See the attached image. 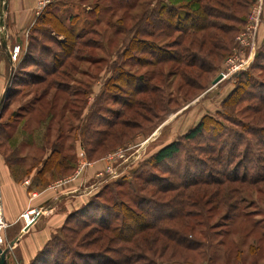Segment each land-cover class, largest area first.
<instances>
[{
    "label": "rangeland",
    "instance_id": "obj_1",
    "mask_svg": "<svg viewBox=\"0 0 264 264\" xmlns=\"http://www.w3.org/2000/svg\"><path fill=\"white\" fill-rule=\"evenodd\" d=\"M242 1L40 0L11 44L20 56L0 53V171L32 174L38 192L84 179L86 199L53 235L49 264L58 248L60 264H81L80 253L88 264H264V4ZM174 141L179 152L156 163ZM47 204L24 213L46 220ZM0 221L6 264H21L1 204ZM139 221L154 228L140 232Z\"/></svg>",
    "mask_w": 264,
    "mask_h": 264
},
{
    "label": "crops",
    "instance_id": "obj_2",
    "mask_svg": "<svg viewBox=\"0 0 264 264\" xmlns=\"http://www.w3.org/2000/svg\"><path fill=\"white\" fill-rule=\"evenodd\" d=\"M4 1L7 3V9L4 11V27L0 28V39L1 34H3L7 48L2 49L0 44V53L8 59L11 44L22 41L26 29L34 22L40 8V0ZM262 8L264 13V5ZM102 158H98L95 164L99 163ZM0 172V204L4 220L9 225L4 234V239L10 246L8 254L16 262L29 264L75 210L73 204H78L79 207L84 203L86 196L78 190L84 179L81 177L72 181L69 177H67L68 179L65 177L67 181H64L61 185H54L53 190L47 188L38 192L30 183L32 174L30 178L24 180L27 181L25 183L16 180L8 167ZM45 203H49L47 209L50 212L54 211V213L46 220L41 219L39 216L34 223L25 225L20 216L31 208L42 209ZM57 206L62 211L54 209ZM14 241L15 243L11 245Z\"/></svg>",
    "mask_w": 264,
    "mask_h": 264
},
{
    "label": "trees",
    "instance_id": "obj_3",
    "mask_svg": "<svg viewBox=\"0 0 264 264\" xmlns=\"http://www.w3.org/2000/svg\"><path fill=\"white\" fill-rule=\"evenodd\" d=\"M239 2H242V3H239ZM248 3V4H247ZM249 3H251V1L250 2H246V3H244V4H246L245 5V7H247L248 6V8L250 7L249 6ZM238 5V6H237ZM236 6L237 7H240L241 9H243L244 7H243V1L242 0H237V2H236ZM52 14V13H51ZM239 20H242L243 21V19L241 18V17H239ZM47 21V20H46ZM48 22V21H47ZM48 23H51V21H49ZM63 46L65 47V48H67L68 47V45L67 44H65V43H63ZM222 49V48H221ZM23 57H24V59L25 58H28L29 59V53L27 54V52L26 53H24V55H23ZM22 57V58H23ZM166 61H168V59L166 58L165 59ZM166 61H163V62H166ZM195 59H191V60H188L185 64H186V66H188V67H193V66H195ZM158 62L160 63V62H162V60L161 59H158ZM245 75V74H244ZM255 99H257L258 100V102H259V106L261 107L260 108V110H263V108H264V92L263 91H260V94L258 95V96H256V98ZM3 107H4V103L2 104V106H1V108H0V112L2 111V109H3ZM202 128H203V123L202 122H199L197 125H195L193 128H191V129H189L188 130V132L182 137V139H184V140H188V139H193V138H195V136H197L200 132H201V130H202ZM107 134L109 135L110 133L109 132H107V131H102L101 133H100V135H102L103 136V138L101 139L102 141H101V144H102V142H104L105 141V138H107ZM179 152V141H174V142H171V143H169V144H167V145H165V146H163L162 148H160L155 154H154V156H153V160L156 162V163H160V162H163V161H165V160H168V159H171L174 155H176L177 153ZM52 157V156H51ZM50 159H48L47 161H45V164H44V168H46L47 166H49V164H50ZM246 176L242 179V182H246L245 180L248 178L247 177V174H245ZM91 208V207H90ZM86 209L85 208H83L82 209V211H85ZM82 211L81 210H79V211H77L76 213H74V217L73 218H77L81 213H82ZM84 214H86V213H84ZM73 215H72V213L68 216V218H67V220H66V222L68 221V219H70L71 217H72ZM104 220V221H103ZM100 222H104V224H103V230H105L106 232L107 231H110V232H112L113 233V230L111 229V221H110V219H100ZM136 222H138V221H136ZM140 222H142V223H140ZM139 223H140V225H141V228H140V232H143L144 230H146V229H151V228H154V227H149V225L145 222V221H139ZM136 224H138V223H136ZM127 228V230L129 231V230H132L131 228H130V226H127L126 227ZM163 233V232H162ZM134 235H137V233L136 234H134ZM163 235H164V237L166 238V240H167V242H170V243H172V244H174V246L176 247V248H181V249H183V250H193V247H191V245H189V244H187L184 240H183V237H177L176 235H173V234H171V233H169V232H164L163 233ZM112 239H114V240H118V241H128L129 242V238H125V237H123V236H121V235H117V236H113V238ZM56 240V237H52L51 238V240L44 246V248L36 255V257L32 260V261H30V263L29 264H49V262H50V260L52 259V255H50L51 254V242H53V241H55ZM252 248V247H251ZM55 252V254L53 255V262L55 263V264H60L59 263V261L61 260V259H66L67 258V255L65 256L63 253H64V250L62 249V248H58V249H55L54 250ZM77 256H78V258L80 259V263L81 264H88L87 263V259L88 258H91L92 256H88V255H84L83 253L81 254H77ZM51 257V258H50ZM95 257H97V256H95ZM123 259H122V264H131V258H129V257H122ZM70 264H77V263H75V259L74 258H71L70 259ZM79 264V263H78ZM101 264H110L108 261L106 262H104V263H101Z\"/></svg>",
    "mask_w": 264,
    "mask_h": 264
},
{
    "label": "water",
    "instance_id": "obj_4",
    "mask_svg": "<svg viewBox=\"0 0 264 264\" xmlns=\"http://www.w3.org/2000/svg\"><path fill=\"white\" fill-rule=\"evenodd\" d=\"M3 4L2 6V10L0 12V28L4 27V11H6L7 9V3L4 1V0H0ZM0 44H1V47L2 49H6L7 48V43H6V39L4 38V35L1 34V39H0ZM223 79V75L220 74L218 75L213 81H212V85H216L218 82H220L221 80ZM15 243L12 242L11 245H13ZM5 251H3L1 248H0V264H5Z\"/></svg>",
    "mask_w": 264,
    "mask_h": 264
},
{
    "label": "built area",
    "instance_id": "obj_5",
    "mask_svg": "<svg viewBox=\"0 0 264 264\" xmlns=\"http://www.w3.org/2000/svg\"><path fill=\"white\" fill-rule=\"evenodd\" d=\"M20 54H21V49H20V47L18 45L14 46L9 51V57L11 58L12 61H14L18 56H20ZM26 216H29L30 222H28L29 220L26 218ZM37 216H38V214H35L34 211L31 210V211H27L26 213H24L22 215V218L24 219L26 225H29L30 223L34 222L37 219ZM3 227H4V225L0 221V229H2ZM2 244H3V240H2V238L0 236V247H1Z\"/></svg>",
    "mask_w": 264,
    "mask_h": 264
},
{
    "label": "bare ground",
    "instance_id": "obj_6",
    "mask_svg": "<svg viewBox=\"0 0 264 264\" xmlns=\"http://www.w3.org/2000/svg\"><path fill=\"white\" fill-rule=\"evenodd\" d=\"M26 218H27V219L30 221V218H29V216H26ZM29 221H28V222H29Z\"/></svg>",
    "mask_w": 264,
    "mask_h": 264
}]
</instances>
